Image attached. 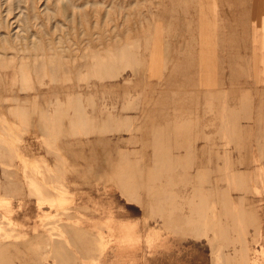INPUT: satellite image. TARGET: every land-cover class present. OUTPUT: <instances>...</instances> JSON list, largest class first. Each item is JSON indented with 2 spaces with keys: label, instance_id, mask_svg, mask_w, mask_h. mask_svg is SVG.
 <instances>
[{
  "label": "rangeland",
  "instance_id": "374dc122",
  "mask_svg": "<svg viewBox=\"0 0 264 264\" xmlns=\"http://www.w3.org/2000/svg\"><path fill=\"white\" fill-rule=\"evenodd\" d=\"M0 264H264V0H0Z\"/></svg>",
  "mask_w": 264,
  "mask_h": 264
},
{
  "label": "bare ground",
  "instance_id": "6f19581e",
  "mask_svg": "<svg viewBox=\"0 0 264 264\" xmlns=\"http://www.w3.org/2000/svg\"><path fill=\"white\" fill-rule=\"evenodd\" d=\"M128 231H129V230H128ZM150 238H151V237H150ZM148 239H149V238H148ZM94 241H95V240H94ZM152 241H153V240H152ZM94 243H95V242H94ZM151 243H152V242H151ZM98 249H99V248H98ZM141 249H142V248H141ZM100 255H101V254H100ZM100 255H99V256H100Z\"/></svg>",
  "mask_w": 264,
  "mask_h": 264
}]
</instances>
